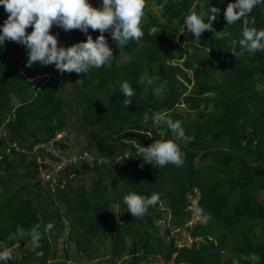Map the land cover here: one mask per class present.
Instances as JSON below:
<instances>
[{"label":"trees","instance_id":"1","mask_svg":"<svg viewBox=\"0 0 264 264\" xmlns=\"http://www.w3.org/2000/svg\"><path fill=\"white\" fill-rule=\"evenodd\" d=\"M152 1L159 17L147 12L141 19V39L116 46L105 32L110 62L84 74L72 71L70 88L90 138L80 149L71 145L63 72L51 64L26 66L21 43L5 40L0 47V245L24 244L5 264H157L155 258L162 264H264V50L227 49L242 29L241 20L226 24L228 0ZM211 6L220 9L213 29L197 40L184 30L183 17ZM249 15L264 28V0ZM6 16L0 5V24ZM60 30L49 29L65 46L85 39L79 29L62 36ZM89 32L93 39L99 34ZM146 75L166 80L167 94L154 95L155 84L142 82ZM124 80L135 91L126 107L118 90ZM152 111L182 122L188 139L176 141L181 165H151L139 156L142 145L167 133L165 125L153 124ZM61 130L67 133L63 148L85 149L93 159L66 164L50 186L39 173L49 153L34 146ZM130 190L161 195L137 218L124 209L122 196ZM166 214L171 229L190 236L189 244H177L158 222ZM193 214L202 221L189 224ZM48 222L54 227L44 231ZM37 225L34 247L28 233Z\"/></svg>","mask_w":264,"mask_h":264},{"label":"clouds","instance_id":"2","mask_svg":"<svg viewBox=\"0 0 264 264\" xmlns=\"http://www.w3.org/2000/svg\"><path fill=\"white\" fill-rule=\"evenodd\" d=\"M262 0H228L223 15L226 24H233L237 20L242 21V29L238 39L230 41L227 49L234 53L238 44L242 50L255 53L264 50V28L255 26V19L250 17L252 9ZM7 13L6 19L0 24V47L5 40L21 43L27 52L26 66L34 63L41 65H53L59 72L86 73L92 68H100L110 62L113 50L109 47L105 32L110 34L112 42L116 46H125L130 41H136L144 36L141 27V19L144 15L145 0H99L98 6H93L89 0H0ZM219 8L211 6L207 11H189L183 17V28L195 39L203 31L212 30V21L216 18ZM207 17V19H205ZM57 25L64 31L79 29L85 34V39L78 40L67 46L58 45L56 34L49 29ZM31 27V31L25 29ZM99 30V34L93 39L89 32ZM191 51V49H189ZM154 85V95L167 94V81L160 76H145L142 82ZM159 81V83H155ZM118 90L123 93V104L126 107L133 102L135 91L127 80L121 81ZM143 120H149V114L145 113ZM153 124H163L167 133L159 132L160 139H153L147 146L142 145L139 155L144 162L164 166L166 164L181 165L183 153L177 140H186L185 129L180 120H173L166 113L152 111ZM166 135L169 138H165ZM159 193L150 196L128 191L122 196L124 209H127L132 217L144 216L150 206H155L160 199ZM54 227L48 222L44 225V231ZM39 225L31 230L28 235L34 247L39 246ZM21 236L25 233H19ZM12 253L5 249L0 251V264L10 260Z\"/></svg>","mask_w":264,"mask_h":264},{"label":"rangeland","instance_id":"3","mask_svg":"<svg viewBox=\"0 0 264 264\" xmlns=\"http://www.w3.org/2000/svg\"><path fill=\"white\" fill-rule=\"evenodd\" d=\"M159 6H157L155 4L154 1L150 0L149 3L146 4V6L144 7V15L142 18L145 17L147 12H150L153 15H156L159 17V10H158ZM56 27L57 25H53V27ZM64 30H60V35L62 36V32ZM53 33V32H51ZM57 38V42L58 45L63 44V39L59 36L56 35ZM61 88H62V93L65 99V108H66V114H67V118L68 121L70 122L71 125V129L70 132H73L74 134H76V136H80L81 138V144H85L87 145L90 142V138L89 135L87 133V130L85 128V126L83 125V123L81 122L80 118H79V114H78V110L75 106V102H74V97L72 94V90L70 88V84L75 82V78L73 75V72H63L62 78H61ZM180 111L183 113L184 112V107L182 105H180L179 107ZM3 128L0 127V135L3 134ZM38 160H40L38 158ZM40 176L43 177V179L45 180V178H47V174H45L44 169H40ZM196 202L195 198L191 199V206H194ZM116 211V209H115ZM115 219L118 220V216L117 214H115ZM168 219H169V215L166 214L165 217L161 220H159L158 222L167 227L169 230L170 235L173 237V239L175 240V242L177 244H189L190 243V236L185 232L182 231L180 235H178L176 233V230L171 229V227H169V223H168ZM197 221H202V218L199 217V215L197 214H193L190 221L188 222L189 224H193ZM65 236H66V229H64L61 233V235L57 238V244H56V249H57V253L60 254L62 247L65 245ZM0 244L2 245L3 242H0ZM0 245V251H3L5 249H8L11 251L12 255H19L20 251L22 250V246L24 245L23 243H7L5 246H1ZM31 248V246H30ZM155 262L157 264H162V260L159 258H155ZM35 264V262H34ZM86 264H92L91 262L86 263ZM233 264H237L236 262H233Z\"/></svg>","mask_w":264,"mask_h":264},{"label":"built area","instance_id":"4","mask_svg":"<svg viewBox=\"0 0 264 264\" xmlns=\"http://www.w3.org/2000/svg\"><path fill=\"white\" fill-rule=\"evenodd\" d=\"M66 131L61 130L57 132L52 138L48 141L41 142L34 146V150L41 148L45 152L49 153L44 158V162L48 166L44 169L45 174L48 173L46 181H50V186L55 182L58 172L68 163H77L81 160L90 162L93 159V156L85 149L77 152H70L63 148L59 142L63 141L66 137ZM102 158H97V162H100Z\"/></svg>","mask_w":264,"mask_h":264},{"label":"crops","instance_id":"5","mask_svg":"<svg viewBox=\"0 0 264 264\" xmlns=\"http://www.w3.org/2000/svg\"><path fill=\"white\" fill-rule=\"evenodd\" d=\"M72 136H71V145H72V147H73V149H80L81 147H83L85 144L83 143V144H81V137L78 135V136H76V134H74L73 132H72V134H71Z\"/></svg>","mask_w":264,"mask_h":264}]
</instances>
